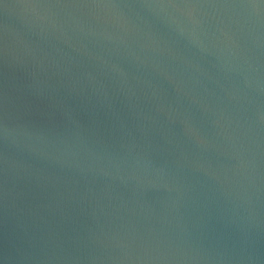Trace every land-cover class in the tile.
Listing matches in <instances>:
<instances>
[{
	"label": "water",
	"instance_id": "obj_1",
	"mask_svg": "<svg viewBox=\"0 0 264 264\" xmlns=\"http://www.w3.org/2000/svg\"><path fill=\"white\" fill-rule=\"evenodd\" d=\"M0 264H264V0H0Z\"/></svg>",
	"mask_w": 264,
	"mask_h": 264
}]
</instances>
